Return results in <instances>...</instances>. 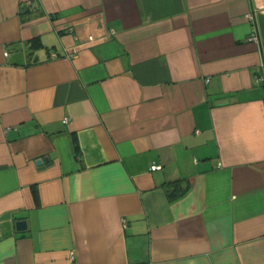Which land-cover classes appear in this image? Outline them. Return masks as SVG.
<instances>
[{"label": "crops", "instance_id": "1", "mask_svg": "<svg viewBox=\"0 0 264 264\" xmlns=\"http://www.w3.org/2000/svg\"><path fill=\"white\" fill-rule=\"evenodd\" d=\"M259 76L264 0H0V264H264Z\"/></svg>", "mask_w": 264, "mask_h": 264}, {"label": "trees", "instance_id": "2", "mask_svg": "<svg viewBox=\"0 0 264 264\" xmlns=\"http://www.w3.org/2000/svg\"><path fill=\"white\" fill-rule=\"evenodd\" d=\"M34 43V42H33ZM32 43V45H33ZM168 189V198L170 200L175 199L181 195H183L188 189V183L183 182L182 179H176L171 182L166 183Z\"/></svg>", "mask_w": 264, "mask_h": 264}, {"label": "built area", "instance_id": "3", "mask_svg": "<svg viewBox=\"0 0 264 264\" xmlns=\"http://www.w3.org/2000/svg\"><path fill=\"white\" fill-rule=\"evenodd\" d=\"M245 16H246V18L249 19V20H251L252 17H253L252 13H250V12H247V13L245 14ZM88 38H89V39H92V36L90 35ZM250 39L253 40V41H255V42H258V40H259V39H258V34H257L255 28H254L253 31L251 32ZM52 55H55V53H52ZM66 55L69 56V55H71V53H67ZM258 79H264V77L259 76ZM67 120H68V118H67L66 116H64V117L62 118V121H63V122H66ZM160 168H161V165H160V164H152L151 167H150L151 170H156V169H160Z\"/></svg>", "mask_w": 264, "mask_h": 264}, {"label": "water", "instance_id": "4", "mask_svg": "<svg viewBox=\"0 0 264 264\" xmlns=\"http://www.w3.org/2000/svg\"><path fill=\"white\" fill-rule=\"evenodd\" d=\"M41 161H42V159H37L36 160V162L37 163H41ZM25 220H19L18 222H17V229H19V230H21V229H25Z\"/></svg>", "mask_w": 264, "mask_h": 264}]
</instances>
